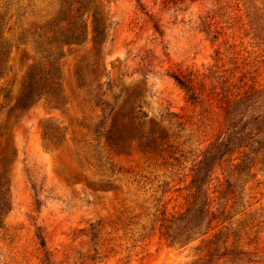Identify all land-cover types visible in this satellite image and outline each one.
<instances>
[{
	"label": "rangeland",
	"instance_id": "rangeland-1",
	"mask_svg": "<svg viewBox=\"0 0 264 264\" xmlns=\"http://www.w3.org/2000/svg\"><path fill=\"white\" fill-rule=\"evenodd\" d=\"M84 3L83 11L91 8L83 16L86 40L56 56L60 99L44 97L24 108L19 102L28 75L52 59L18 35L29 23L59 19L62 0H0L7 40L0 178L12 200L0 229V264H264V138L248 150L254 162L242 168L238 140L207 151L226 131L222 95L264 85V40L253 38L248 8L241 0ZM79 66L90 81L98 69L100 87H80ZM175 76L192 80L202 95L189 99L192 92ZM131 107L134 116L143 115L135 122L151 138L168 135L159 153L141 150L136 141L115 150L95 132L101 120ZM196 172L206 192L196 195L187 227L197 233L190 236L224 222L172 245L161 223L189 207ZM220 227L222 240H235V252L249 253L233 263L219 258L221 246L204 263L206 244Z\"/></svg>",
	"mask_w": 264,
	"mask_h": 264
},
{
	"label": "trees",
	"instance_id": "trees-1",
	"mask_svg": "<svg viewBox=\"0 0 264 264\" xmlns=\"http://www.w3.org/2000/svg\"><path fill=\"white\" fill-rule=\"evenodd\" d=\"M84 1L86 2L89 0H62L59 19L53 18L43 25L29 23L27 27H22L18 38L24 44L32 42L40 51L48 53L47 57H50L52 60L49 61L48 68H40L30 72L25 82L22 96L20 97V106L24 108L31 107L44 97H50L55 99V101L60 99V71L57 66L58 58H56V56L62 52L65 46L79 44L86 40L87 22L83 16L85 12L91 8L83 11L86 7ZM241 1L245 9L248 8L247 16L249 18L253 38L258 39V43H263L264 0ZM75 3L79 4V6L72 8ZM9 5L10 4L7 5V8ZM25 13L26 11H23L18 15L23 16ZM93 15L96 16L94 13ZM13 16L14 14H11L9 20H11ZM3 21L4 16L0 15V79L5 76L7 69V59L4 58L7 40L5 29L3 28ZM63 21H65L64 24L61 23ZM97 31L100 34L105 31V28L100 22L97 25ZM93 75L94 78L90 81L83 67L79 66L77 79L80 87H90L94 82L97 83V87H100L98 69H94ZM175 79L188 94L192 92L189 99H195L194 95L196 94L199 95L198 97L202 95L201 92L197 91L194 84H191L192 80H185L182 76H175ZM6 96H8V93H6ZM221 102L226 131L224 132L222 140L212 145L210 147L211 149L207 151L208 153L219 152L222 147L228 148L229 144L235 143V140H238L239 142L237 146H235V150H239L241 154L238 157L239 162L237 163V167H246L249 159L251 163L254 162V160L250 158L248 150H252L253 143L260 145L262 142L259 138H264V85H250L249 87L236 91L235 94L222 95ZM102 104H104V102H102ZM142 116H139V114L134 116L132 107L126 110L124 109L113 116L111 121L108 118H105L106 120H101L100 123L96 125L95 132L98 133L99 136L104 137L105 143L115 150H124L136 141L141 150L159 153L160 141L165 140L168 135L162 133L157 138H151L142 128L143 123L135 122V118L139 119ZM51 131L49 126L44 127L45 138L51 137ZM247 139H250L251 142H246ZM235 150H232L231 155ZM8 160L7 157L6 161ZM205 160L206 159L203 158L198 162L203 163ZM195 175L196 178H194L193 183L196 185L197 189L192 196L193 199L189 207L180 216L163 219L161 223L162 234L172 245L177 243H182L184 245L198 237H203L209 230L218 227L224 222V220H221V222L211 228L208 226L205 231L200 232L197 236H190V233L195 232V227H187V225L189 223V215H191L198 200L196 195L197 193H201L204 197V193L206 192L197 185V181L201 180V172H196ZM230 186L232 185L228 182V187ZM11 209L12 200L10 188L7 186V182L0 178V229L4 226L5 218ZM210 213L214 215L213 211ZM213 219L214 217L209 220V223ZM223 236L224 232L220 227L216 233H214V236L209 238L206 244L207 253L204 254L206 258L202 260L204 263L210 262L212 256L217 254L221 246L224 250L220 253L219 258H229V261L233 263L234 260L232 258L237 257L241 260L243 256L249 253L247 250L235 252L233 250L235 240H232V243H230L229 236H225V239L222 240ZM41 245H45V240L43 238H41Z\"/></svg>",
	"mask_w": 264,
	"mask_h": 264
}]
</instances>
